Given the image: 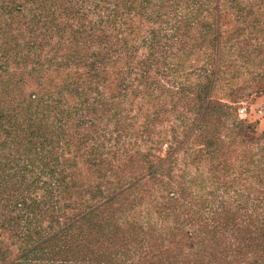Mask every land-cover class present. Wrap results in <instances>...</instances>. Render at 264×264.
I'll list each match as a JSON object with an SVG mask.
<instances>
[{
  "label": "rangeland",
  "instance_id": "obj_1",
  "mask_svg": "<svg viewBox=\"0 0 264 264\" xmlns=\"http://www.w3.org/2000/svg\"><path fill=\"white\" fill-rule=\"evenodd\" d=\"M131 2L125 16L117 0H0V264L49 237L56 217L113 197L146 167L150 139L160 143L155 157L173 153L172 136L193 115L166 92L171 85L207 77L211 99L264 134L255 114L264 0ZM165 40L182 45L162 58ZM143 77L164 88L157 119Z\"/></svg>",
  "mask_w": 264,
  "mask_h": 264
},
{
  "label": "trees",
  "instance_id": "obj_2",
  "mask_svg": "<svg viewBox=\"0 0 264 264\" xmlns=\"http://www.w3.org/2000/svg\"><path fill=\"white\" fill-rule=\"evenodd\" d=\"M117 2L128 15L131 0ZM160 24L166 30L167 22ZM176 44L165 40L162 58ZM143 79L157 119L164 88ZM210 90L207 77L198 86L171 85L166 92L193 115L172 136L173 153L155 157L160 143L151 137L144 170L83 214L56 217L63 220L59 227L16 264H264V134L240 123ZM138 187L145 192L132 197ZM141 203L143 217L136 211Z\"/></svg>",
  "mask_w": 264,
  "mask_h": 264
},
{
  "label": "built area",
  "instance_id": "obj_3",
  "mask_svg": "<svg viewBox=\"0 0 264 264\" xmlns=\"http://www.w3.org/2000/svg\"><path fill=\"white\" fill-rule=\"evenodd\" d=\"M243 111L244 109L238 110V113H242ZM255 114L258 118H264V102L260 105V107H258Z\"/></svg>",
  "mask_w": 264,
  "mask_h": 264
},
{
  "label": "crops",
  "instance_id": "obj_4",
  "mask_svg": "<svg viewBox=\"0 0 264 264\" xmlns=\"http://www.w3.org/2000/svg\"><path fill=\"white\" fill-rule=\"evenodd\" d=\"M259 127H261V128L263 127V128H264V125H263V126H260V125H259Z\"/></svg>",
  "mask_w": 264,
  "mask_h": 264
}]
</instances>
